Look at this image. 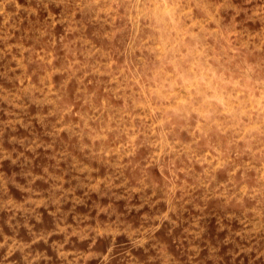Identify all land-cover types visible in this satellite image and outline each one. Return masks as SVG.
Wrapping results in <instances>:
<instances>
[{
  "label": "rangeland",
  "instance_id": "obj_1",
  "mask_svg": "<svg viewBox=\"0 0 264 264\" xmlns=\"http://www.w3.org/2000/svg\"><path fill=\"white\" fill-rule=\"evenodd\" d=\"M0 264H264V0H0Z\"/></svg>",
  "mask_w": 264,
  "mask_h": 264
}]
</instances>
